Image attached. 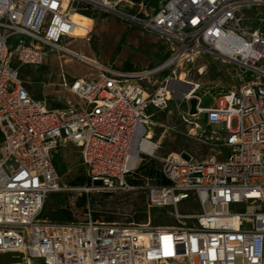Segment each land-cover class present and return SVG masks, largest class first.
<instances>
[{
    "label": "built area",
    "instance_id": "built-area-1",
    "mask_svg": "<svg viewBox=\"0 0 264 264\" xmlns=\"http://www.w3.org/2000/svg\"><path fill=\"white\" fill-rule=\"evenodd\" d=\"M121 1L0 0V255H15L9 264H264V14H248L264 0H161L143 17L121 11ZM98 9L163 39L167 59L127 73L72 51L64 42L75 39L72 15ZM202 50L238 70L211 106H201L194 86L142 82ZM56 52L91 72L67 86L73 102L50 109L28 93L19 71ZM175 96L179 104L196 99V114L188 105L184 121L205 115L207 126L223 131L202 141L216 154L170 153L153 182L134 185L137 168L174 132L153 118ZM156 130L163 131L157 140ZM67 144L79 149L91 186L143 190L147 208L171 209L177 224L106 223L89 209L78 221L42 218L48 195L70 190L54 164ZM190 200L198 211L182 214Z\"/></svg>",
    "mask_w": 264,
    "mask_h": 264
},
{
    "label": "rangeland",
    "instance_id": "rangeland-1",
    "mask_svg": "<svg viewBox=\"0 0 264 264\" xmlns=\"http://www.w3.org/2000/svg\"><path fill=\"white\" fill-rule=\"evenodd\" d=\"M160 1L122 0L118 8L128 15L143 17L155 13ZM256 12L264 14V7L253 9L248 14ZM75 21L79 25L72 31L75 39H65L64 42L69 43L72 51L86 58L109 65H115V62L119 60L131 62L135 59L148 60L153 64L161 61V55L157 57L155 47L150 46L147 51H144L143 43L147 39L146 33L144 31L141 34L143 31L141 27L127 17L117 16L108 9H98L86 16L76 13ZM122 27L126 28L117 40L115 39L118 35L117 29ZM90 28L91 31L87 34ZM150 34L164 43L168 57L169 45L157 35ZM130 67L127 63L123 64V72L130 70ZM140 70L137 66L132 71ZM171 70L172 68L161 74L158 80L166 75L178 77L183 73L187 81L198 85L194 97L201 101L202 107L211 106L213 96L236 84L235 80H231V66L220 60H214L208 55H200L194 63L183 65L182 69L175 71L174 76ZM89 72H91V66L69 55L56 52L51 54L41 66H23L19 71V78L25 83L28 93L33 98L44 102L47 108L56 109L66 107L69 101L73 102L74 99L68 92L67 86L75 78ZM185 91L187 87H181L180 92ZM188 105L190 104H179L175 96L171 99L167 110L154 112V121L173 129L174 132L169 130L162 136L155 158L141 163L146 167L135 172L136 185L153 182L160 168V159L170 153L183 151L190 153L197 160L207 159L216 154L212 147L205 145L202 141H209L214 130L221 135L224 134L223 131L218 127L207 126L205 115H200L198 118H186L187 121H184L183 116H185ZM152 112V109L148 111V113ZM194 124L200 128L195 127ZM162 130L155 131L154 139L157 140L163 134ZM54 164L62 183L70 190L48 195L42 218L49 222L69 221L66 214L68 210L73 220H82L83 214L89 209L94 218L106 223L143 225L150 220L153 226H175L177 224L171 215V209H148L143 190L110 192L91 186L81 163L79 149L72 144L54 155ZM82 195L87 198L85 203L82 202ZM198 209L197 203L191 200L179 206L182 214L195 213ZM14 256L0 255V264L17 262Z\"/></svg>",
    "mask_w": 264,
    "mask_h": 264
},
{
    "label": "crops",
    "instance_id": "crops-1",
    "mask_svg": "<svg viewBox=\"0 0 264 264\" xmlns=\"http://www.w3.org/2000/svg\"><path fill=\"white\" fill-rule=\"evenodd\" d=\"M125 28L126 27H122V28H118L117 29V34L118 35H116V37H115V39H119L120 37H121V35L123 34V32H124V30H125ZM143 32L144 31H142L141 32V34H143ZM146 34H145V37H147V39H146V41L143 43V45H144V51H147L148 50V48H150V46H152V47H155V49H156V51H157V53H156V55H157V57L159 56V55H161L159 58L161 59V61L160 62H158V63H154L153 64V62H151V61H148V60H142V61H138V60H133L132 62L131 61H129V60H123V61H121V60H119V61H116L115 62V65H111V66H113L114 68H116V69H118V70H122V65L123 64H128L129 66H131L130 67V70H125L124 72H127V73H131V72H133L132 70L135 68V67H137L138 66V69H149V68H153V67H155V66H157V65H159V64H161L162 62H164L166 59H167V49H166V47H164V43L160 40V39H158L157 37H155L154 35H152V34H150V33H147V32H145ZM158 47V48H157ZM85 57V56H84ZM91 60V59H90ZM103 64H105V63H103ZM106 65H109V64H106ZM131 68H132V70H131ZM123 71V70H122ZM206 118V117H205ZM1 141H2V138H1V135H0V145H1ZM67 145H69V144H67ZM67 145H65L64 147H62V148H60L59 149V151L57 152V153H59L62 149H64ZM80 154V153H79Z\"/></svg>",
    "mask_w": 264,
    "mask_h": 264
},
{
    "label": "bare ground",
    "instance_id": "bare-ground-1",
    "mask_svg": "<svg viewBox=\"0 0 264 264\" xmlns=\"http://www.w3.org/2000/svg\"><path fill=\"white\" fill-rule=\"evenodd\" d=\"M75 15H76V13H74L73 15H72V20L74 21V23H76V21H75ZM76 25L77 26H79L77 23H76ZM200 55H208V56H210L212 59H214V60H220V59H218V58H215L214 56H212L208 51H199V52H197V53H195L194 55H192V56H190V57H188L187 59H185L184 61H182L181 63H179L178 65H176L175 67H172V70H171V74H173V76L175 75V71L177 70V69H182V67H183V65H189V64H192V63H194L195 62V60L198 58V56H200ZM86 58V57H85ZM88 61H91L89 58H86ZM222 63H224V64H228L227 62H224V61H222V60H220ZM229 66H231V80H235L236 81V79H237V76H235L236 75V73H238V70H237V68L235 67V66H233V65H230V64H228ZM171 69V68H170ZM169 70V69H168ZM164 72H166V71H164ZM164 72H162V73H160V74H158V75H156L155 77H153L152 79H148V78H145L144 80H142V82H144V83H146V82H151V81H154L155 82V84L156 85H158L160 82H165V81H167V80H175V81H177V82H180V83H183V84H185V85H187V87L188 86H194L195 87V89H197L198 88V85H196V84H194V83H191V82H189V81H187L186 79H185V75L183 74V73H181L178 77H171V76H169V75H166V76H164V77H162L161 79H159L158 80V77L161 75V74H163ZM147 147H149L148 145H146V146H144V148H147Z\"/></svg>",
    "mask_w": 264,
    "mask_h": 264
},
{
    "label": "trees",
    "instance_id": "trees-1",
    "mask_svg": "<svg viewBox=\"0 0 264 264\" xmlns=\"http://www.w3.org/2000/svg\"><path fill=\"white\" fill-rule=\"evenodd\" d=\"M78 13H80V14H82V15H87L88 13H82V12H78ZM146 167V165L145 164H143V165H141V166H139L138 168H137V170L136 171H138L140 168H145ZM135 175H136V173H135ZM130 182L132 183V184H134V185H136L137 183H136V181H135V179H133V180H130ZM88 183H89V181H88ZM81 199H82V202L83 203H85V201L87 200V198H86V196L85 195H82V197H81ZM66 214H67V216H68V218H69V220H73L72 219V215H71V212L68 210V211H66ZM95 220H97L96 218H94Z\"/></svg>",
    "mask_w": 264,
    "mask_h": 264
},
{
    "label": "water",
    "instance_id": "water-1",
    "mask_svg": "<svg viewBox=\"0 0 264 264\" xmlns=\"http://www.w3.org/2000/svg\"><path fill=\"white\" fill-rule=\"evenodd\" d=\"M190 114H191V115L196 114V100H195V99H193V100L190 102Z\"/></svg>",
    "mask_w": 264,
    "mask_h": 264
}]
</instances>
